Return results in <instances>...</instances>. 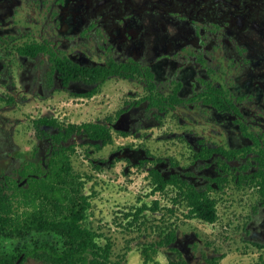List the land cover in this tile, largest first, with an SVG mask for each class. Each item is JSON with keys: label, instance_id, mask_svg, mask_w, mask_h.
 I'll return each mask as SVG.
<instances>
[{"label": "flooded vegetation", "instance_id": "obj_1", "mask_svg": "<svg viewBox=\"0 0 264 264\" xmlns=\"http://www.w3.org/2000/svg\"><path fill=\"white\" fill-rule=\"evenodd\" d=\"M75 156L145 178L160 198L133 220L214 203L215 221L193 216L222 220L210 235L144 223L167 264L264 247V0H0V193L23 198ZM37 246H0V262Z\"/></svg>", "mask_w": 264, "mask_h": 264}, {"label": "rangeland", "instance_id": "obj_2", "mask_svg": "<svg viewBox=\"0 0 264 264\" xmlns=\"http://www.w3.org/2000/svg\"><path fill=\"white\" fill-rule=\"evenodd\" d=\"M72 167L75 172L92 176L83 188V192L91 196V207L86 211L82 223L98 233L95 239L102 245L110 242L111 258L119 260L120 264H167L168 259L163 251L157 252L153 260L147 262L144 260L141 243L145 239L142 236L145 222L146 224L175 223L182 229L194 228L201 235H210L222 228V220L219 223L210 224L186 215L182 211L163 216L158 212L146 211V214H141V218L133 220L127 216V213H132L133 209L138 208L142 202L152 205L154 197H159L158 194L150 193L149 185L141 174H133L128 179L121 175L113 176L114 171H103L97 174L93 167L86 164L79 156L72 159ZM12 198L14 207L18 209L16 211L20 212L23 210L20 209L21 207L28 206L21 197L18 198L16 193H13ZM161 203L164 206L168 205L164 200ZM25 210L26 208L23 211ZM221 212L223 211L220 207L218 217L222 216ZM152 237L153 235H150L147 241H151ZM45 242L59 247L62 244L58 235L48 231H31L24 237L0 238L2 249L14 252L29 250ZM220 250L224 253L217 260V264H264V247L237 242L231 245L223 244ZM22 262V264H44L43 258L34 253Z\"/></svg>", "mask_w": 264, "mask_h": 264}, {"label": "trees", "instance_id": "obj_3", "mask_svg": "<svg viewBox=\"0 0 264 264\" xmlns=\"http://www.w3.org/2000/svg\"><path fill=\"white\" fill-rule=\"evenodd\" d=\"M76 173L71 163L60 162L46 177L33 180L37 186L30 181L22 200L31 209L21 213L14 209L12 197L0 193V237H24L31 231L55 233L61 238L60 247L45 243L33 252L43 258L44 264H120L111 258L110 242L100 244L95 239L98 233L82 223L91 201L83 193L81 175ZM187 203L191 215L210 222L216 220L217 210L210 199L189 197ZM142 254L146 262L154 259L152 247H143ZM17 258V254H8L0 264H14Z\"/></svg>", "mask_w": 264, "mask_h": 264}]
</instances>
